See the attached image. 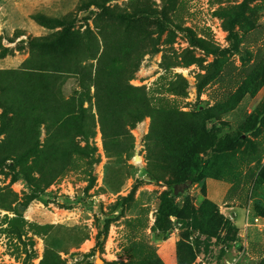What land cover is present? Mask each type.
Here are the masks:
<instances>
[{"label":"rangeland","instance_id":"374dc122","mask_svg":"<svg viewBox=\"0 0 264 264\" xmlns=\"http://www.w3.org/2000/svg\"><path fill=\"white\" fill-rule=\"evenodd\" d=\"M63 34L83 52L74 66L95 74V40L107 65L125 61L155 116L134 114L117 140L98 125L39 191L22 171L47 179L64 156L46 151L42 126L40 153L14 170L0 108V264H264V0H0V71L58 67L45 45ZM118 38L132 42L125 56ZM83 78L55 79L53 97L84 94ZM96 106L85 104L98 121ZM167 111L189 124L175 157ZM248 209L262 224L246 231Z\"/></svg>","mask_w":264,"mask_h":264},{"label":"trees","instance_id":"16d2710c","mask_svg":"<svg viewBox=\"0 0 264 264\" xmlns=\"http://www.w3.org/2000/svg\"><path fill=\"white\" fill-rule=\"evenodd\" d=\"M121 18L125 17L121 15L119 19ZM115 40L118 43L115 49L125 56L129 50L128 46H131L132 42L130 40L123 41L121 38ZM74 44L69 34L60 35L53 41L47 42L45 45L46 54L54 60L58 59L60 62L58 67H32L34 69L26 71H0V108L4 111L1 115L2 131L4 130L7 134L4 148L8 149L5 150L3 160L13 161L14 170L19 168L23 170L31 153H40L38 132L42 126L46 127L48 135L46 151H53L52 157L58 154L64 156L60 168L56 172V168H51L46 173V176H50L47 179L43 178L44 173L40 179H32L25 171H22V174L31 183L36 180V189L39 191L48 188L67 170L72 157L82 152V148L78 147L76 142L77 139L94 136L98 125L105 140H117L128 135L131 125L128 123V119L132 118L134 114L137 116V120H142L146 116H155L146 95L140 89L130 87L128 84L132 77H127L130 72L125 61L115 57V60L107 65L105 60L103 62L106 53L104 52L99 58L100 45L99 41L95 40L96 48L94 50L92 48L88 52L90 58L85 59L97 61L98 65L94 74L93 65L83 68L82 65L74 66L67 62L72 59V54L83 58V52L77 51ZM109 46L111 47V45ZM202 48L208 54L218 53L216 50L213 51L209 45ZM81 71H85V74L89 75V83L83 78L84 94L68 101L64 98L56 100L52 95V81L70 76L78 78ZM54 72H59L62 76H59V73L55 75ZM92 87L95 89L94 95H91ZM94 99L99 115L98 121L95 114L92 113L91 107L85 108L86 102L90 103ZM157 117H161L166 125V129L163 130L164 148L166 151L168 148L170 156L175 157L178 155L180 144H183L178 142V138L181 137V140L185 138L189 129L187 116L167 111ZM178 126L181 127L180 137H177L176 127ZM153 179L157 181L155 177ZM197 181H199L198 178L190 179L184 185L186 186L188 182L194 185ZM176 185L179 186L178 188L184 186L180 182ZM165 204V202L162 204V210H164ZM20 212V208L16 209L18 217H22Z\"/></svg>","mask_w":264,"mask_h":264},{"label":"built area","instance_id":"2783aa9c","mask_svg":"<svg viewBox=\"0 0 264 264\" xmlns=\"http://www.w3.org/2000/svg\"><path fill=\"white\" fill-rule=\"evenodd\" d=\"M261 218L259 217H253L251 216V209H248L247 213H246V217H245V230L248 231L249 228H251L252 226H261V222H260Z\"/></svg>","mask_w":264,"mask_h":264},{"label":"water","instance_id":"95a60500","mask_svg":"<svg viewBox=\"0 0 264 264\" xmlns=\"http://www.w3.org/2000/svg\"><path fill=\"white\" fill-rule=\"evenodd\" d=\"M190 185H191V183H188V184H187V187H189Z\"/></svg>","mask_w":264,"mask_h":264}]
</instances>
